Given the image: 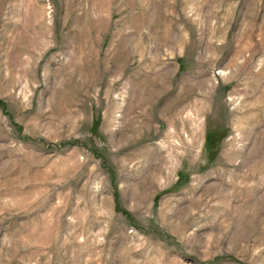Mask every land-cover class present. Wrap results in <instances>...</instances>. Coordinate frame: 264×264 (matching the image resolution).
Masks as SVG:
<instances>
[{
	"label": "rangeland",
	"instance_id": "1",
	"mask_svg": "<svg viewBox=\"0 0 264 264\" xmlns=\"http://www.w3.org/2000/svg\"><path fill=\"white\" fill-rule=\"evenodd\" d=\"M0 264H264V0H0Z\"/></svg>",
	"mask_w": 264,
	"mask_h": 264
}]
</instances>
